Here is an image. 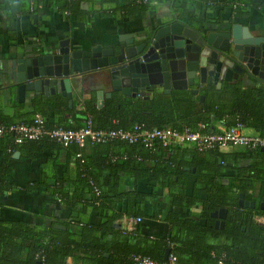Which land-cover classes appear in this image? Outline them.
Returning <instances> with one entry per match:
<instances>
[{
	"label": "trees",
	"instance_id": "obj_1",
	"mask_svg": "<svg viewBox=\"0 0 264 264\" xmlns=\"http://www.w3.org/2000/svg\"><path fill=\"white\" fill-rule=\"evenodd\" d=\"M79 1L0 0V12L6 22H12L26 11L33 15L53 3L67 19L76 16L81 20L87 16H77L85 14L78 8ZM106 1L111 5L108 17L115 13L127 17L145 9L148 0H102ZM210 2L227 4L237 12L233 1ZM152 88L146 99L112 92L96 105L95 96L90 94L73 100L71 107L66 97L53 93L33 101L28 111L21 105L12 116L0 111V123L31 124L36 115L48 128L65 129L82 127L87 120L94 129L127 128L134 123L176 129L198 122L208 127L238 123L264 136V86L224 83L219 89L204 87L202 101L187 90L163 94L160 88ZM0 140L8 149L3 150L0 161V197L10 188L8 160L13 151L29 159L44 150L53 152L47 167L60 152L64 155L63 170L58 174L52 168V173L46 174V162H40L39 182L30 186L43 184L47 177L51 193L67 213L62 222L46 226L0 217V264H65L67 259L70 264H141L142 258L162 262L165 249L175 256L177 264H215L217 260L223 264H264V224L253 220L254 216L264 218V151L260 149H147L119 140L63 147L46 136L14 142L12 136L4 135ZM124 179L134 186L125 185ZM162 192L169 205L162 216L167 234L142 235L139 222L147 217L144 206L161 200ZM238 193L252 199L254 208L239 209ZM219 208L226 210L221 229L212 226L209 216ZM179 210H185V215ZM123 217L139 221L128 229L118 224Z\"/></svg>",
	"mask_w": 264,
	"mask_h": 264
},
{
	"label": "crops",
	"instance_id": "obj_2",
	"mask_svg": "<svg viewBox=\"0 0 264 264\" xmlns=\"http://www.w3.org/2000/svg\"><path fill=\"white\" fill-rule=\"evenodd\" d=\"M229 1L235 2L238 6L236 13L231 6L212 3L210 0H148L145 9L137 10L127 17L118 13H115L114 17L112 15L108 17L107 11L110 10L111 5L107 1L80 0L78 8L86 15L79 13L77 16H87L81 20H77L76 16H70L68 20L66 14L59 11L53 3L33 15H29L26 11L12 22H6L3 13L0 12V111L12 116L17 112L19 105L23 111H28L33 101L45 97L41 94L34 95L30 91H25L22 97L18 96L13 82L14 65L17 59L47 53L62 39H68L69 49L88 50L90 47L99 45L103 49L113 47L117 51L121 46L139 43L143 33L161 23L171 21L174 15L194 26L198 21L208 22L231 18L250 27L260 18H264V0ZM242 4L243 7L239 6ZM119 13L121 14L122 11ZM106 74V69H93L77 75L71 81L72 101L88 98L91 94L95 96L94 102L98 105L101 100L100 94L115 92L112 91L107 77L100 80ZM48 95L51 94L48 93ZM4 149L8 151L0 140V161ZM15 152L18 151H13L8 160L10 172L7 174V179L10 188L0 197L1 219L19 218L29 224L45 226L62 222L67 213L63 204L51 193L50 180L46 177L43 184L37 186H30V184L39 182L40 162H46V174L52 173V168L59 174L64 168V155L60 152L54 155L56 161L54 159V162L47 167L49 160L53 158V152L44 150L34 154L32 159L22 156L20 152L14 156ZM101 176L105 178L104 173H101ZM124 181L125 185L134 186L129 179ZM163 194L164 192H162L161 200L148 201L145 204L144 210L147 217H143L139 222L142 235L165 237L167 234L168 226L162 220V216L169 209V205L163 198ZM156 210L160 212L157 216L151 217ZM179 212L184 215L186 213L185 210H179ZM90 220L94 221L95 217L91 215ZM118 224L125 227L122 218ZM65 264H70V260L67 259Z\"/></svg>",
	"mask_w": 264,
	"mask_h": 264
},
{
	"label": "water",
	"instance_id": "obj_3",
	"mask_svg": "<svg viewBox=\"0 0 264 264\" xmlns=\"http://www.w3.org/2000/svg\"><path fill=\"white\" fill-rule=\"evenodd\" d=\"M172 17L143 33L139 43L121 46L117 51L99 45L88 50L69 49L68 39H62L47 53L17 59L13 79L16 93L22 97L30 91L46 97L56 92L66 97L71 107V81L93 69H106L107 74L100 80L107 77L112 91L132 98L154 86L163 94L172 89L193 95L198 93L193 87L196 85L218 88L223 82L264 86V18L249 27L231 18L198 21L194 26ZM103 96L109 97L110 93L100 94L98 105ZM198 99L202 101L203 95L199 94ZM253 205V201L243 199L242 193L237 194L238 207ZM225 213L224 208L209 213L215 219L214 228H222ZM168 251L164 250L163 259Z\"/></svg>",
	"mask_w": 264,
	"mask_h": 264
},
{
	"label": "built area",
	"instance_id": "obj_4",
	"mask_svg": "<svg viewBox=\"0 0 264 264\" xmlns=\"http://www.w3.org/2000/svg\"><path fill=\"white\" fill-rule=\"evenodd\" d=\"M10 135L14 142L23 139L35 140L46 136L66 147L74 144L83 147L85 144H101L110 140H119L126 143H138L147 149L159 146L162 148L175 146H190L197 151H207L215 148L225 152L232 148L244 147L248 150L264 148V136L254 132L241 124L223 126L216 123L209 126L204 122H198L193 127L180 129L171 127L146 128L136 123L127 128L117 129H94L89 120L85 125L76 129L62 127H46L43 119L36 115L31 124L23 123H0V136ZM125 227L130 229L139 221V218H122ZM137 259V258H136ZM141 264H177L173 254H167L162 262H154L142 258ZM215 264H223L217 260Z\"/></svg>",
	"mask_w": 264,
	"mask_h": 264
},
{
	"label": "flooded vegetation",
	"instance_id": "obj_5",
	"mask_svg": "<svg viewBox=\"0 0 264 264\" xmlns=\"http://www.w3.org/2000/svg\"><path fill=\"white\" fill-rule=\"evenodd\" d=\"M235 84V83H234ZM222 85H224V83L222 82L221 84H220V86L217 88L215 85H196V86H193V87H196L197 89H198V93L196 94L197 96H199V94H200V91L202 90V88H204V87H212V88H214V89H219V88H221L222 87ZM151 89H153V88H149V90L148 91H145V92H140V95L138 96V97H143L144 95H146V94H149L150 93V90ZM172 90V89H171ZM115 92H118V91H115ZM119 93V92H118ZM243 199L244 200H247V201H253L252 199H245L244 198V196H243ZM262 202V199H261V201H260V203ZM253 203H254V201H253ZM260 203H259V207H260ZM236 206H237V200H236ZM254 206H255V204L253 205V208H254ZM238 207V206H237ZM239 209H246V208H243V207H238ZM261 208V207H260ZM251 209V208H250ZM225 217H226V213H225V216H224V218H223V223H224V219H225ZM259 216H254L253 217V220L256 222V223H259L257 220H256V218H258ZM259 218H262V217H259ZM214 218H213V222H214ZM261 224H264V223H261ZM212 226H213V223H212ZM219 226V225H218ZM222 227H223V224H222Z\"/></svg>",
	"mask_w": 264,
	"mask_h": 264
},
{
	"label": "rangeland",
	"instance_id": "obj_6",
	"mask_svg": "<svg viewBox=\"0 0 264 264\" xmlns=\"http://www.w3.org/2000/svg\"><path fill=\"white\" fill-rule=\"evenodd\" d=\"M256 220L259 222V223H264V218H256Z\"/></svg>",
	"mask_w": 264,
	"mask_h": 264
}]
</instances>
